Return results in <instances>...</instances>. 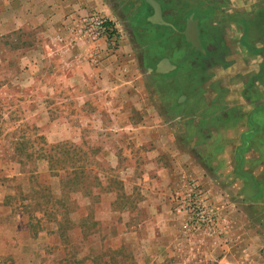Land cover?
Wrapping results in <instances>:
<instances>
[{
    "label": "crops",
    "instance_id": "1",
    "mask_svg": "<svg viewBox=\"0 0 264 264\" xmlns=\"http://www.w3.org/2000/svg\"><path fill=\"white\" fill-rule=\"evenodd\" d=\"M155 1L162 8L164 22L172 26L150 21L154 10L148 0H11V14L3 13L0 17V38L25 26L43 30V49L38 52L43 59L31 55L25 68L36 72L42 68L40 64L43 68L47 66L48 82L44 87H50L51 94L56 96L52 100L60 105L76 104L79 111H84L82 116L94 119L95 133L114 137L112 158H116L117 165H127L130 174L136 175L138 171L137 180L150 192L148 197L155 199V203L150 201L147 206L157 207L154 218L157 226L166 223L164 215L170 212L165 200L180 188L182 180L194 179L203 186L232 181L233 188L240 191L243 181L239 177L249 184L246 175L251 176L255 183L251 190L256 189L257 193L245 198L247 184L241 190L243 199L232 201L233 205L228 207L234 218L232 241L204 240L196 245L204 250L197 254L196 262L261 263L264 261V0ZM94 13L107 17L117 33L116 22L125 24L126 20L140 26L143 36L156 39L160 47L154 50L152 42H139L147 52L144 58L147 76L129 45L130 34H119L115 49L109 40L89 43L77 36V23ZM191 19L198 21L206 54L186 39ZM171 36L175 46H171ZM179 53H187L190 59H203L199 69L196 68V71L203 69V76L178 80L185 70L181 69V61H174L172 56ZM164 60L172 67L159 73L157 68ZM178 60L183 61L181 57ZM204 62L208 64L203 66ZM37 83L30 81L32 86ZM106 117L110 120L107 127ZM80 124L82 127L74 129L78 137L86 132L85 125ZM60 125H64L66 134L72 133L73 128L63 122ZM122 135L124 143L120 141ZM122 149L131 151L129 159L118 155ZM235 160L237 178L230 177ZM243 164L247 167L245 172L239 169ZM1 165L0 264H35L37 255L48 246V229L32 235L36 229L29 224L30 217L34 218L32 213L26 212L18 219L13 215L11 206L17 204L19 197L8 187L9 183H19L22 174L10 173L6 165ZM22 196L32 202L30 196ZM249 203L253 204L252 223L244 219L243 209Z\"/></svg>",
    "mask_w": 264,
    "mask_h": 264
},
{
    "label": "rangeland",
    "instance_id": "2",
    "mask_svg": "<svg viewBox=\"0 0 264 264\" xmlns=\"http://www.w3.org/2000/svg\"><path fill=\"white\" fill-rule=\"evenodd\" d=\"M10 1L0 0V17L11 14ZM124 23L116 22L118 32L122 36L130 34L129 45L147 76V52L139 42H152V50L160 47L159 43L154 37L143 36L140 26L126 20ZM42 37V29L25 26L0 38V163L10 173L22 174L19 183H9L8 187L19 197L11 206L13 215L18 219L26 212L32 213L34 218L28 222L36 226L32 235L48 229V246L37 255L35 264H202L196 258L204 250L196 245L204 240L232 241L234 218L228 207L232 201L243 199L241 190L247 186V179L239 177L244 183L240 182V191L233 188L232 181L203 186L194 179L182 180L180 188L165 200L170 212L164 215L166 223L157 226V207L147 206L155 199L148 197L150 192L137 180L138 171L130 174L127 165H117L116 158H112L114 137L95 133L94 119L82 116L84 111H79L76 104L60 105L52 100L56 96L50 87H44L48 82L47 66L40 64L42 68L36 72L25 68L31 55L43 59L38 53L43 49ZM169 40L175 46L172 36ZM181 53L172 56L185 70L178 80L203 76V69L196 68L204 60ZM32 80L38 83L32 86ZM61 122L73 128L72 133L66 134ZM80 123L86 132L78 137L74 129ZM104 125H110L107 117ZM120 138L124 143L125 137ZM130 152L122 149L118 155L129 159ZM54 164L56 170L50 167ZM236 166L235 160L230 177L237 178ZM245 168L244 164L239 167L241 172ZM21 193L30 196L32 202L23 199ZM252 208L249 203L243 209L249 223L253 221Z\"/></svg>",
    "mask_w": 264,
    "mask_h": 264
},
{
    "label": "built area",
    "instance_id": "3",
    "mask_svg": "<svg viewBox=\"0 0 264 264\" xmlns=\"http://www.w3.org/2000/svg\"><path fill=\"white\" fill-rule=\"evenodd\" d=\"M75 31L81 40L89 43H97L100 40L106 39L111 42L112 49H115L119 43L118 35L120 33H117V29L112 26L108 18L100 13H94L81 20L77 23Z\"/></svg>",
    "mask_w": 264,
    "mask_h": 264
},
{
    "label": "water",
    "instance_id": "4",
    "mask_svg": "<svg viewBox=\"0 0 264 264\" xmlns=\"http://www.w3.org/2000/svg\"><path fill=\"white\" fill-rule=\"evenodd\" d=\"M148 1L154 10V14H153L152 18L150 19V21L153 24L161 23L163 25L172 26V25L164 22L163 17H162V8H161L160 4L158 2H156L155 0H148ZM185 36H186L187 41L189 43H191L192 46L196 50H201L203 54H206V50L203 47L202 40L199 37L200 36V29L198 27V21H196L194 19H191L189 21L188 27H187L186 32H185ZM198 45H200V46H198ZM171 67H172L171 63L168 60H164L159 64V66L157 68V72H159V73L163 72L166 69L171 68ZM246 177L249 179V184H248L245 192L248 190H251V187L254 186V184H255L251 176L246 175ZM252 191H253L252 194L248 195V194L244 193V195L247 197H251L252 195H255V193H257L256 189H254Z\"/></svg>",
    "mask_w": 264,
    "mask_h": 264
},
{
    "label": "bare ground",
    "instance_id": "5",
    "mask_svg": "<svg viewBox=\"0 0 264 264\" xmlns=\"http://www.w3.org/2000/svg\"><path fill=\"white\" fill-rule=\"evenodd\" d=\"M252 193H253L252 190H248V191L245 192V194H248V195H250V194H252Z\"/></svg>",
    "mask_w": 264,
    "mask_h": 264
},
{
    "label": "trees",
    "instance_id": "6",
    "mask_svg": "<svg viewBox=\"0 0 264 264\" xmlns=\"http://www.w3.org/2000/svg\"><path fill=\"white\" fill-rule=\"evenodd\" d=\"M50 167L54 168L55 170L57 169L56 166H55V164L52 165V166H50ZM75 170L77 171L78 169L75 168ZM53 172H54V171H53ZM74 173H75V172H74Z\"/></svg>",
    "mask_w": 264,
    "mask_h": 264
}]
</instances>
